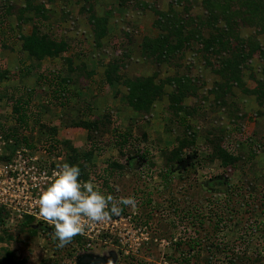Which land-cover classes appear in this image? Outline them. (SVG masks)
<instances>
[{
	"label": "rangeland",
	"instance_id": "1",
	"mask_svg": "<svg viewBox=\"0 0 264 264\" xmlns=\"http://www.w3.org/2000/svg\"><path fill=\"white\" fill-rule=\"evenodd\" d=\"M139 1L162 11L170 7V0H44L47 19L41 21L42 25L53 37L68 41L70 49L59 57L39 61L22 49V35L32 29L18 17L25 0H0V69L4 73L0 79V133L7 142L6 152L24 149L28 155H37L46 161L54 159L53 166L59 168L72 153L71 146L80 150L96 146L87 163L89 177L114 201L120 197L134 200L135 209H126V213L136 210L137 222L149 226L150 240L137 256H126L121 250L106 245L91 251L103 255L114 250L118 257L114 264H188L185 259H189L190 253L189 264H206L204 258L209 255L210 241L220 244L224 251L212 258V264H226L229 258L225 253L245 250L254 264H264V260H257L259 252L264 256V105L259 104L254 94L234 86L231 97L235 106L218 108L211 91L220 78L205 62L199 43L185 47L175 55L172 64H157L145 58L144 39L158 37L160 30L154 26L157 18L154 11L145 9ZM40 2L35 0L34 4ZM186 5L191 6L192 16L205 13L203 0H192ZM93 13L107 17L106 33L99 47L90 22ZM241 34L257 38L264 46V32L256 27L243 26ZM114 58L123 61L118 72L121 83L126 77H149L155 73L158 80L186 74L198 81V94L185 100L188 107L202 104V110L188 117L199 133L197 159L187 149L184 162L167 172L163 152L169 153L177 145L178 132L184 131L177 125L170 129L176 133L166 131L171 114L168 94L155 102L150 114L135 113L123 101L126 88L123 85L111 88L105 83L106 65ZM263 68L264 61L257 54L243 71L248 91L257 86ZM58 75L71 80L67 94L60 99L54 97L53 89ZM166 91L169 93L171 88L167 86ZM18 99L28 103H24L27 108H24L27 110L24 124L16 118ZM62 101L65 104H59ZM18 108L21 110V106ZM106 113L112 116L114 129L132 132L128 148L131 152L135 149L148 152L143 161L136 159L138 165L134 169H117L118 177L111 174L109 166L111 162L125 163L114 140L118 133L114 130L103 135L96 133L95 138L88 140L87 132L75 126L81 119L94 120ZM219 127L228 129L229 141L224 144L242 159L237 167L224 168L219 160H208L211 148L206 142V131L212 129L215 134ZM6 131H12V136H7ZM92 165L95 168H90ZM219 174L229 176L230 182L242 189L240 193L219 194L205 187V180ZM107 182L109 188L105 185ZM221 217L223 222L214 227ZM253 227L257 229L255 233L251 230ZM11 229L18 233L19 227L7 221L2 230H8L13 242L2 245L12 250L22 264H74L82 253L59 263L43 233L19 235ZM9 238L6 236L5 240ZM192 238L201 241L200 256H197L199 251L190 250L187 244ZM161 240L168 241L169 245L161 246Z\"/></svg>",
	"mask_w": 264,
	"mask_h": 264
},
{
	"label": "trees",
	"instance_id": "2",
	"mask_svg": "<svg viewBox=\"0 0 264 264\" xmlns=\"http://www.w3.org/2000/svg\"><path fill=\"white\" fill-rule=\"evenodd\" d=\"M191 1L170 0V7L167 11L153 7L148 2L139 1L145 9L150 8L154 11L157 17L154 21V26L160 30L158 37L144 39L142 43L144 57L157 64H172L176 58L175 55L180 54L185 47L192 46L194 42L199 43L205 62L212 68L213 73L220 78L219 81L215 82L211 91L216 96L215 105L217 104L218 108H232L235 106V101L231 97V95L233 96L234 86L245 90L246 93L254 94L259 104L264 105V68L262 78L257 80V86L251 92L245 88V82L243 81V71L249 68L250 62L257 54L264 61V46L261 45L257 38L244 37L241 34L243 26L256 27L260 32H264V0H203L205 13L201 16L190 15L191 6L188 7L186 4H190ZM34 3L35 0H25V5L19 10V21L32 27L30 33L22 35V49L29 54V57L39 61L47 57H59L66 51H69L70 44L64 39L59 40L53 37L45 30L41 22L43 19H47L44 0H41L38 5ZM177 8H181V10L178 11ZM106 21L107 17L98 16L95 13L90 15L94 40L98 47L106 33ZM69 61L71 62V59ZM122 62V59L114 58L106 65L104 73L105 83L111 88L123 85L127 91L123 96V101L135 113L141 115L150 114L155 102L168 94V108L171 114L169 117L170 128L167 126L166 131L168 133H176L170 130L171 126L174 127L175 125L184 129L183 134L179 132L177 134V145L169 153L163 152L165 163L169 167H167V172H172L175 165L184 162L187 156V149L188 151L190 149V153L192 152L195 155L193 159H197L199 156L197 151L199 133L195 130V126L191 125L188 117L194 116L197 111L202 110V104L199 102L193 107H188L185 104V100L198 94L199 86L196 85L198 81L186 74H176L175 76L158 80L155 73L149 77H135L132 79L126 77L123 83H121V76L118 72ZM3 76L4 73L0 69V79ZM70 82V79L61 78L58 75V83L53 87L56 99L65 97ZM167 86L171 88L169 93L166 91ZM15 102L18 123L24 124L27 120V110L24 108H26L25 104L28 103L20 99ZM64 102L62 101L59 104L63 105L65 104ZM20 106L21 110L18 108ZM237 118L239 117L237 116ZM113 124L112 116L109 113L98 117V119H81L79 122H75L77 128L87 132L88 140L95 138L96 133L103 135L107 132L112 133L113 130L114 133H118L115 135L114 140L119 145L121 154L125 157V163L111 162L109 164L112 168L111 174L118 177L117 169L120 171L134 169L138 165L136 159L142 158L143 161L147 157L148 152L140 149H135V151L131 152L128 148L131 147L132 132L121 133L119 130L114 129ZM6 135L12 136V131H6ZM227 136L228 129H223L222 127H219L215 134L212 129L206 131V142L210 144L211 148L207 157L209 161L219 160L221 166L224 168L237 167L242 159L235 151L229 149L228 145L224 144V141H229ZM23 140L27 141L26 138H23ZM231 143L230 145L232 146ZM95 148L96 146L89 150H80L77 147L71 146L70 152L72 153H69L66 162L79 166L81 175L78 179H89L90 175L86 171L88 169L87 163L90 162L94 152H96ZM11 150L13 151L14 149ZM91 167L95 168V165ZM203 183L205 187L219 194L228 193V195H231L234 193L236 195L242 190L237 189V186H234L235 184L230 182V177L226 174L215 175ZM108 184V182L105 184L106 187H108ZM228 201L230 202V200ZM121 209L122 213H126V209L123 206ZM219 220L214 227H219L218 225L224 219L221 217ZM7 221L19 227L18 233L16 230L13 231L11 229L12 233L19 235L26 233L29 236H37L43 233L53 247L54 254L58 257L59 263H62L67 257L74 258L76 253L78 254L86 249L85 242L79 235L73 236L63 247H57V241L49 234L52 227L36 223L30 216H25L23 219H13L7 209L0 207V231L2 232L0 234V264H22L21 261L16 259L12 250L2 245L4 242L10 241L9 244L13 242L11 235L7 234L8 230H2ZM251 230L255 233L257 229L253 227ZM6 236H10V238L5 240ZM204 240L205 238H202V241ZM176 244L181 245L180 242ZM187 244L190 250H196V253L199 251L197 256H200L199 249L202 245L198 238H192ZM207 248L210 251L209 255L204 258L206 264H212V258L216 254L218 255L219 252L222 254L224 252L220 244L214 241H210ZM246 251L242 253H231V251L225 253L226 258H229L226 264H254V261L247 256ZM261 255L262 253L260 252L257 254L258 261L264 260V256ZM191 256L192 254L190 253L189 259H185L188 264L190 263Z\"/></svg>",
	"mask_w": 264,
	"mask_h": 264
},
{
	"label": "built area",
	"instance_id": "3",
	"mask_svg": "<svg viewBox=\"0 0 264 264\" xmlns=\"http://www.w3.org/2000/svg\"><path fill=\"white\" fill-rule=\"evenodd\" d=\"M6 146L7 142L0 133V207L7 209L13 219L30 216L36 223L52 227L39 215L36 200L47 186L52 172L59 169L53 166L54 159L46 161L40 156L28 155L24 149L9 153ZM138 217L139 213L134 210L111 215L99 222L83 218L82 230L76 234L85 242L86 249L82 252L106 245L121 250L126 256H137L150 240L149 226L137 222ZM167 245L168 241L161 240V246Z\"/></svg>",
	"mask_w": 264,
	"mask_h": 264
},
{
	"label": "clouds",
	"instance_id": "4",
	"mask_svg": "<svg viewBox=\"0 0 264 264\" xmlns=\"http://www.w3.org/2000/svg\"><path fill=\"white\" fill-rule=\"evenodd\" d=\"M81 172L77 164L64 162L54 170L47 186L40 192L36 203L39 215L52 226L49 233L63 247L82 230V219L99 222L119 215L121 207L135 209V201L128 197H113L102 193L93 178L78 179Z\"/></svg>",
	"mask_w": 264,
	"mask_h": 264
},
{
	"label": "water",
	"instance_id": "5",
	"mask_svg": "<svg viewBox=\"0 0 264 264\" xmlns=\"http://www.w3.org/2000/svg\"><path fill=\"white\" fill-rule=\"evenodd\" d=\"M117 258V253L114 250L106 252L103 255L86 251L76 257V264H108L110 261L111 264H114ZM108 259L110 260L108 261Z\"/></svg>",
	"mask_w": 264,
	"mask_h": 264
}]
</instances>
